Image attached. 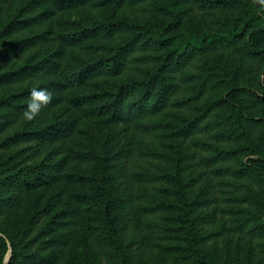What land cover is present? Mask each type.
<instances>
[{
    "label": "trees",
    "instance_id": "1",
    "mask_svg": "<svg viewBox=\"0 0 264 264\" xmlns=\"http://www.w3.org/2000/svg\"><path fill=\"white\" fill-rule=\"evenodd\" d=\"M217 49L245 71L202 58ZM0 85V145H21L0 167V260L9 241L8 264L264 263V0H0ZM67 100L96 130L64 152L88 172L60 176V143L41 154L78 134ZM59 180L71 191L32 249L38 210H14Z\"/></svg>",
    "mask_w": 264,
    "mask_h": 264
},
{
    "label": "rangeland",
    "instance_id": "2",
    "mask_svg": "<svg viewBox=\"0 0 264 264\" xmlns=\"http://www.w3.org/2000/svg\"><path fill=\"white\" fill-rule=\"evenodd\" d=\"M188 14L193 15V17L200 18L201 13L192 9L191 11L188 12ZM202 58L205 60L210 61L211 64L216 65H224V63L234 65L239 73H243L244 66L240 64L239 59L237 56L234 55H227V52H223L220 49H217L216 52L214 53H205L202 55ZM91 62V61H88ZM63 71H61L62 73ZM73 79L72 76H67V79ZM5 91L3 87L0 85V98L3 97L5 94ZM89 91L88 87H80V86H74L72 85L68 91L67 95L72 96L73 100L74 97L76 96H84L87 92ZM217 90L214 92V95L216 96L218 94ZM73 102L71 100H67L66 104L61 107L57 111L58 119L59 120H64V119H73L75 118L74 125L76 132L78 134H75L71 137H68V139H63V137H54L52 136V142L43 150V153L41 156H45L46 154L49 153V151H53V149L59 144V147L56 148V151L52 154H50L47 158V161H56L59 163V170H61L60 176H62L64 173H87L88 171H81L79 166H76L75 162L71 159H66V154L64 152L68 149H77V143L81 142H89V137L91 134H94L96 128L93 127L92 124H94V120L90 119L89 116H87V113L81 112L78 114V112L73 111L72 112V106ZM86 108V106L84 107ZM178 110V109H177ZM83 113V115H81ZM194 113V112H192ZM174 118H169V121H174ZM12 135L10 130L4 131L0 133V143L3 139H5L6 136ZM164 135L167 137L164 138L165 142H170L172 138L171 132L168 130L165 131ZM51 136V135H50ZM62 140V141H61ZM63 142V143H62ZM22 144V143H21ZM21 147V145L18 144H13L10 147L3 146L1 147L0 145V167H7L14 163L17 158L14 155V152H16V149ZM172 153V152H171ZM22 155L18 154L17 157L21 158ZM225 197L231 195L229 192V188L225 189ZM71 188L70 185L64 184L63 181L59 180L57 182H54L51 186L46 187L45 189L41 188L38 189L35 193L33 194H28L23 198L21 203L15 208L14 213L18 214L21 219H25L26 215L29 213V208H34L38 210L33 218V221L30 225L29 228V236L33 239L31 243V248H35L37 245H39L44 239H46L48 233L46 232V227L47 225V220L49 217L57 211L59 208L62 207L63 203L65 202L68 194L70 193ZM36 198V200H34ZM222 199V197H221ZM38 203H36V201ZM167 201H171L174 203V199L171 196H167ZM256 210V208H253ZM174 211L169 212L168 215V220L170 223L173 221L171 220L172 214H174ZM216 229V228H215ZM222 230V229H218ZM224 232V231H222ZM175 235L177 232H174ZM224 234V233H222ZM0 236L4 238V234L0 232ZM224 238V235L220 236L219 243L221 239ZM6 241V240H5ZM26 241L25 239H21L20 243H24ZM213 246V242L209 243L210 249ZM44 249L46 247H43ZM11 253H12V247L10 242H7V250L4 252L2 255V258L0 260V264H8L11 258ZM184 261L180 257H174V258H162L161 256L154 255L152 258L151 264H183ZM26 264V263H25ZM264 264V263H262Z\"/></svg>",
    "mask_w": 264,
    "mask_h": 264
},
{
    "label": "clouds",
    "instance_id": "3",
    "mask_svg": "<svg viewBox=\"0 0 264 264\" xmlns=\"http://www.w3.org/2000/svg\"><path fill=\"white\" fill-rule=\"evenodd\" d=\"M30 97L32 100L38 99L47 104L52 100L53 93L47 88H32L30 91ZM37 111L38 106L34 105L32 102H29L28 108L25 111V115L28 119H33Z\"/></svg>",
    "mask_w": 264,
    "mask_h": 264
}]
</instances>
